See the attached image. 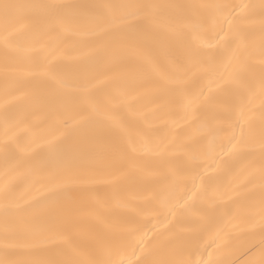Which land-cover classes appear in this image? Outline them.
Listing matches in <instances>:
<instances>
[{"label":"bare ground","instance_id":"bare-ground-1","mask_svg":"<svg viewBox=\"0 0 264 264\" xmlns=\"http://www.w3.org/2000/svg\"><path fill=\"white\" fill-rule=\"evenodd\" d=\"M3 3L0 259L258 260L264 0Z\"/></svg>","mask_w":264,"mask_h":264},{"label":"snow or ice","instance_id":"snow-or-ice-1","mask_svg":"<svg viewBox=\"0 0 264 264\" xmlns=\"http://www.w3.org/2000/svg\"><path fill=\"white\" fill-rule=\"evenodd\" d=\"M22 7H36L31 5H16V4H9L3 3L0 4V10H2L5 20H7L10 10L15 8H22ZM144 7H155V6H144ZM247 7V6H244ZM262 224H264V218H262ZM5 249L9 248L10 245L6 242L4 244ZM0 264H49V262L41 261V260H29V261H20V260H11V259H0ZM95 264H116L114 261H99L95 262ZM119 264H123L121 260ZM252 264H264V249L261 250L260 256L258 260H254Z\"/></svg>","mask_w":264,"mask_h":264}]
</instances>
